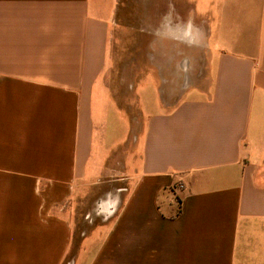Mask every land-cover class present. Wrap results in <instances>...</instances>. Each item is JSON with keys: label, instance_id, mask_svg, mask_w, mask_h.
Segmentation results:
<instances>
[{"label": "crops", "instance_id": "0c3cea01", "mask_svg": "<svg viewBox=\"0 0 264 264\" xmlns=\"http://www.w3.org/2000/svg\"><path fill=\"white\" fill-rule=\"evenodd\" d=\"M196 9L167 13L164 110L112 157L97 85L116 94L119 0H0V264H264V0Z\"/></svg>", "mask_w": 264, "mask_h": 264}, {"label": "rangeland", "instance_id": "374dc122", "mask_svg": "<svg viewBox=\"0 0 264 264\" xmlns=\"http://www.w3.org/2000/svg\"><path fill=\"white\" fill-rule=\"evenodd\" d=\"M199 2L200 0H119L117 25L111 44V69L107 81V87L116 94L106 90L101 82L97 85L99 93H107L106 99L99 97V114L97 115L98 139L104 142L107 138L106 133H108L109 144L104 154L110 155L114 147L120 146L123 140L130 139L129 142L132 143L130 127L134 118L141 119V116L147 117L153 113L163 112L162 79L156 67L151 66L150 63L157 62V59L163 61L167 56V48L158 39L159 28L168 24L167 13L176 18L179 24L180 17H184L188 10L194 12L197 8L199 12ZM157 48L158 54L155 52ZM176 51L177 61L186 60L185 56L182 58V50L176 48ZM125 92L129 93L126 100L123 97ZM120 93L122 94L121 100H119ZM101 108L102 111H100ZM136 135L138 134L135 133ZM103 142L99 144L100 147ZM116 152L119 154V149ZM111 156L114 157L112 153ZM121 185L123 184L112 183L111 186L104 185L105 187L99 188H115ZM91 194L93 195L94 192L91 193L89 186L86 193L89 197L82 200L73 212L75 232L79 239L83 233H87L88 220L85 216L91 207V199L94 197V195L91 197ZM99 227L100 225L92 229L91 236L86 238H97Z\"/></svg>", "mask_w": 264, "mask_h": 264}, {"label": "built area", "instance_id": "2783aa9c", "mask_svg": "<svg viewBox=\"0 0 264 264\" xmlns=\"http://www.w3.org/2000/svg\"><path fill=\"white\" fill-rule=\"evenodd\" d=\"M180 188H183V185H179Z\"/></svg>", "mask_w": 264, "mask_h": 264}, {"label": "bare ground", "instance_id": "6f19581e", "mask_svg": "<svg viewBox=\"0 0 264 264\" xmlns=\"http://www.w3.org/2000/svg\"><path fill=\"white\" fill-rule=\"evenodd\" d=\"M189 32V31H188Z\"/></svg>", "mask_w": 264, "mask_h": 264}]
</instances>
